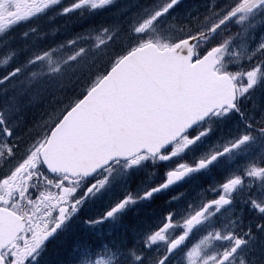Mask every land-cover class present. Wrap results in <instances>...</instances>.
<instances>
[{
    "label": "snow or ice",
    "instance_id": "1",
    "mask_svg": "<svg viewBox=\"0 0 264 264\" xmlns=\"http://www.w3.org/2000/svg\"><path fill=\"white\" fill-rule=\"evenodd\" d=\"M0 264H264V0H0Z\"/></svg>",
    "mask_w": 264,
    "mask_h": 264
}]
</instances>
